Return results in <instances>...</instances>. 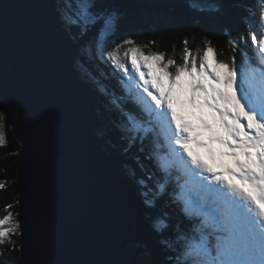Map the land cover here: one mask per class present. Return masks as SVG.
Segmentation results:
<instances>
[{"label":"snow or ice","instance_id":"6c2138e0","mask_svg":"<svg viewBox=\"0 0 264 264\" xmlns=\"http://www.w3.org/2000/svg\"><path fill=\"white\" fill-rule=\"evenodd\" d=\"M210 7L222 13L225 5ZM248 12L258 22L247 18L243 35L230 34V62L207 46L199 62L185 47L183 63L177 64L162 52L145 53L139 47L121 57V46L134 42L113 39L119 17L103 0H64L57 6L65 30L79 29L74 35L81 40L92 33L84 45L99 47L100 57L121 73L127 95L143 114L111 101L125 114L117 124L125 151L139 143L137 150L153 160L145 141L163 140L165 154L153 160L155 170L137 184L145 206L154 208L167 196L165 203L178 206L189 221L187 230L168 236L166 214L154 218L165 264H264V0H256V10ZM245 46L254 50L256 62L241 53ZM236 53H241L239 61ZM79 65L87 78L83 57ZM185 106L197 124L185 115ZM5 118L0 109V121ZM11 220V215L0 219V243L18 230L23 235L19 221L4 227Z\"/></svg>","mask_w":264,"mask_h":264},{"label":"water","instance_id":"95a60500","mask_svg":"<svg viewBox=\"0 0 264 264\" xmlns=\"http://www.w3.org/2000/svg\"><path fill=\"white\" fill-rule=\"evenodd\" d=\"M57 6L0 0V109L20 145L14 264H128L138 190L123 186L105 148L96 93Z\"/></svg>","mask_w":264,"mask_h":264},{"label":"trees","instance_id":"16d2710c","mask_svg":"<svg viewBox=\"0 0 264 264\" xmlns=\"http://www.w3.org/2000/svg\"><path fill=\"white\" fill-rule=\"evenodd\" d=\"M103 2L106 6L116 9L119 17L113 39L120 41L131 38L134 42L132 45L121 46L119 51L121 57L128 48L139 47L145 53L162 52L166 59L172 58L177 64L183 63L185 47L197 56V62H199V57L203 55V50L207 46L216 49L220 60L230 62L234 53L228 43L229 36L244 34L246 19L253 20V16H249L248 9L256 8V0H103ZM217 2L225 5L222 13L210 7ZM63 3L64 0H58V4ZM78 31L77 28L70 31L80 47L77 67L79 69V61L83 57L89 74L85 78L81 73V77L96 90L97 111L105 123L104 131L100 132L105 140V148L113 157L119 174L124 179L125 188L139 191L137 180L146 177V173H149L148 164L144 156L135 148L130 153H125L120 133L117 131V124L124 121V116L111 101L117 98L118 103L125 110L129 109V102L121 101L116 91L105 84L103 76V72L106 76H110L109 69L120 84L124 82L121 79V73L110 66L105 58L100 57L97 45H84L92 33L81 40L74 35ZM104 38L102 36L101 40ZM247 50L248 46H245L241 49V53L246 55ZM241 53H236L238 61L241 59ZM128 66L130 68V64ZM170 68V71L175 72V66ZM0 132L4 135V143L0 144V185L3 186L0 187V219L7 215L12 216V220L4 225L7 228L14 226L18 218L16 183L20 145L6 119L0 121ZM133 171L135 177L132 175ZM158 203L157 201L156 207L149 208L138 201L136 227L128 245L130 258L128 264H165L166 252L159 243V236L153 230L155 217L166 214L165 222L170 227L165 235L171 236L174 232L188 229L186 225L189 224H186V219L176 214L174 206L172 209L169 206L168 210V207L164 205L159 207ZM9 205H11L10 208ZM18 257L19 245L15 233L4 243H0V264H14Z\"/></svg>","mask_w":264,"mask_h":264},{"label":"rangeland","instance_id":"374dc122","mask_svg":"<svg viewBox=\"0 0 264 264\" xmlns=\"http://www.w3.org/2000/svg\"><path fill=\"white\" fill-rule=\"evenodd\" d=\"M130 100H131V98H130ZM116 101H117V98H116ZM128 107H129V109H126V110H131V111L135 112L137 116H140L142 118L143 114L140 113V111L133 105V103L131 101L128 103ZM178 107H180V105H178ZM185 115L188 116L189 119H190V121L195 125L194 119L197 121L196 116H194L192 114V110L191 109H187L186 106H185ZM123 116H124V120H125V114H123ZM197 123H198V121H197ZM154 136H155V133H153V136L150 137L149 139L151 140ZM157 147H158V144L157 143L152 144L149 141H145V148H146L147 151H149V152L152 153L153 160H155V161H158L159 160V157H160L159 153L156 151V148ZM134 148L137 150L139 148V143H137V146L136 147H133L132 150ZM159 148L161 149V145L160 144H159ZM125 153H130V152H126L125 151ZM139 153L142 154L144 156V158H145V153H142V152H139ZM153 160L146 159V162L148 164V170H149V173H146V177L155 170V165L153 163ZM152 183H155V181H152ZM123 186H124V181H123ZM137 189H139L138 186H137ZM140 196L141 195H140V193L138 191L137 199H136L135 210L137 209L138 201L140 202V204H143L142 197H140ZM16 234L18 235V234H20V232L17 231Z\"/></svg>","mask_w":264,"mask_h":264},{"label":"clouds","instance_id":"9594fccd","mask_svg":"<svg viewBox=\"0 0 264 264\" xmlns=\"http://www.w3.org/2000/svg\"><path fill=\"white\" fill-rule=\"evenodd\" d=\"M79 58V57H78ZM77 58V60H78ZM76 67H77V61H76ZM78 68V67H77ZM106 68L108 69V67L106 66ZM109 73H110V76H106L105 73L103 72V76H104V79H105V84H108L110 85L117 93L118 95V98L120 99L122 97V94H123V88L126 87L127 88V84L124 83V86L121 84L118 83V81H116L115 79V76L112 75V73L110 72V70L108 69ZM87 83V82H86ZM88 84V83H87ZM89 85V84H88ZM92 90L96 91L93 87H91ZM96 93V92H95ZM126 96V95H125ZM124 96V97H125ZM96 97H97V94H96ZM121 100V99H120ZM123 102H125L124 100H121ZM97 106H98V97H97ZM105 127V126H104ZM102 131V130H101ZM125 187V186H124ZM136 214V213H135Z\"/></svg>","mask_w":264,"mask_h":264},{"label":"bare ground","instance_id":"6f19581e","mask_svg":"<svg viewBox=\"0 0 264 264\" xmlns=\"http://www.w3.org/2000/svg\"><path fill=\"white\" fill-rule=\"evenodd\" d=\"M246 48H247V47H246ZM250 49H251V48H250ZM95 92H96V91H95ZM96 107H98V106H96ZM140 113H141V112H140ZM194 121H195V124H197V121H196L195 119H194ZM102 131H104V130L102 129ZM116 166H117V165H116ZM173 206H174V205L171 206V209H172ZM174 207H175V206H174ZM135 212H136V211H135ZM176 214H178L177 211H176ZM178 216H179V215H178ZM180 217H181V216H180Z\"/></svg>","mask_w":264,"mask_h":264}]
</instances>
